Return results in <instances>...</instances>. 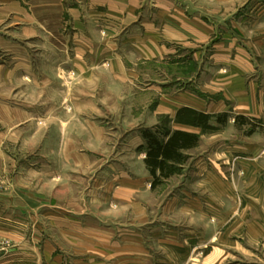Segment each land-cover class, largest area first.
Returning a JSON list of instances; mask_svg holds the SVG:
<instances>
[{
	"label": "crops",
	"instance_id": "1",
	"mask_svg": "<svg viewBox=\"0 0 264 264\" xmlns=\"http://www.w3.org/2000/svg\"><path fill=\"white\" fill-rule=\"evenodd\" d=\"M5 37L39 44L47 67L88 79L105 71L140 86V99L149 95L138 108L140 123L155 127L169 117L172 130L200 141L185 151L182 172L155 188L143 149L140 179L124 176L112 192L120 215L107 216L113 221L106 225L88 212L81 227L41 192L40 216L33 200L19 208L30 213L24 230L15 225V208L1 211L0 195V238L15 244L0 253V264H62L65 250L52 245L66 240L76 264H264V159L256 157L264 145L232 140L211 153L204 146L213 138L245 125L214 121L204 130L176 121L184 108L264 119V0H0ZM146 77L152 83L143 88Z\"/></svg>",
	"mask_w": 264,
	"mask_h": 264
},
{
	"label": "rangeland",
	"instance_id": "2",
	"mask_svg": "<svg viewBox=\"0 0 264 264\" xmlns=\"http://www.w3.org/2000/svg\"><path fill=\"white\" fill-rule=\"evenodd\" d=\"M13 41L0 38V195L6 204L1 211L9 213L15 208V225L28 229L30 213H21L20 207L33 200V214L40 216L43 192L47 194L43 202L62 204L65 216L79 218L81 227L90 213L95 221L110 223L120 215L114 212L118 198L112 192L121 188L124 176L135 182L140 179L144 149H140V127L143 132L150 125L140 123V113L144 112L138 108L149 95L145 93L141 96L145 100L140 99V86L119 83L105 71L88 79L72 69L47 67L41 60L39 44L30 47ZM142 82L141 87L146 88L152 78ZM218 116L209 114L212 126L215 122L226 126L230 121L238 126L235 118L239 115L229 119L228 114L227 122L219 121ZM247 121L244 127L231 124L225 134L204 147L212 153L232 140L264 145V119L247 117ZM161 124L168 122L164 119ZM256 152V157L264 159V148ZM25 192L34 196L24 197ZM74 204L76 213L72 211ZM107 216L111 219L106 221ZM53 224L49 222L48 227L56 243ZM65 224L72 230L73 221ZM14 246L0 238V253ZM52 248L65 250L62 264H76L74 246L67 240Z\"/></svg>",
	"mask_w": 264,
	"mask_h": 264
},
{
	"label": "trees",
	"instance_id": "3",
	"mask_svg": "<svg viewBox=\"0 0 264 264\" xmlns=\"http://www.w3.org/2000/svg\"><path fill=\"white\" fill-rule=\"evenodd\" d=\"M228 114L218 116V120L227 122ZM168 124H161L155 128L144 129L142 135L145 144L140 149H146L145 163L153 177L152 187L163 183L165 179L180 174L189 156L185 151L198 146L200 136L196 133L183 130H172L169 127L171 122L165 118ZM241 120V123H240ZM176 121L203 129H212L209 115L192 109H181L176 117ZM238 125L249 124L247 119L239 115L235 118Z\"/></svg>",
	"mask_w": 264,
	"mask_h": 264
}]
</instances>
